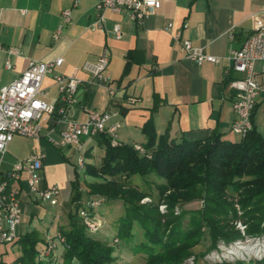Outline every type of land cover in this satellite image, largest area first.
Segmentation results:
<instances>
[{
	"label": "crops",
	"instance_id": "0c3cea01",
	"mask_svg": "<svg viewBox=\"0 0 264 264\" xmlns=\"http://www.w3.org/2000/svg\"><path fill=\"white\" fill-rule=\"evenodd\" d=\"M98 1L77 0L73 6V0H0V46L3 49L0 50V87L23 73L30 61H51L60 57L62 66L55 68L42 84L46 96L41 99L53 105L58 98L54 78L71 75L84 63H95L106 51L109 60L104 76L115 90V96L110 97L105 87L91 84V76L79 71L77 77L84 84L78 89L79 104L72 111L78 121L86 119L83 108L110 113L108 124H119L118 141L130 146L145 144L141 129L149 119L157 136L169 130V137L174 140L205 139L212 132H218L226 141L240 140L231 132L235 118L233 93L226 84L239 75L231 70L227 57L231 50L241 48L252 34L253 17L264 8V0H160L157 12L141 24L132 22L128 13L123 11L120 14L105 12L100 25L96 24L95 4ZM67 9L71 11L70 24L55 40L54 34L62 23L61 13ZM168 23L173 25L171 31L166 30ZM92 25L97 26L91 29ZM114 25L120 27L119 39L113 33ZM179 29L183 39L202 47L220 62L198 66L187 60L180 43L173 38ZM8 50H15L17 54L9 55ZM7 61L11 64L9 69L5 67ZM257 64L259 69H256ZM255 71L257 81L264 85L259 62ZM128 99L135 102L131 104ZM262 112L264 94L257 97L253 115V125L261 134ZM63 128V122L49 117L42 125L36 151L31 154L44 153L41 148L43 139L49 144L48 139L59 141ZM82 145L85 163L98 165L104 152L95 153L99 148L96 139L84 138ZM58 150L66 162H69L67 153L76 155L71 148ZM45 162L46 155L43 168L47 167ZM58 167V179L42 173L41 188L56 185L61 192L67 175L64 165L58 164ZM12 168L13 165L3 170L8 172ZM22 189L20 206L22 202H41L29 195L23 184ZM94 213L101 216L95 219L106 226L107 232L117 228L118 219L106 218L98 209ZM52 236H46L45 242ZM97 237L107 239L99 234Z\"/></svg>",
	"mask_w": 264,
	"mask_h": 264
},
{
	"label": "trees",
	"instance_id": "16d2710c",
	"mask_svg": "<svg viewBox=\"0 0 264 264\" xmlns=\"http://www.w3.org/2000/svg\"><path fill=\"white\" fill-rule=\"evenodd\" d=\"M255 110L256 106L252 129L238 142L223 140L218 132L194 141L171 139L169 130L157 136L151 119L141 129L146 138L143 153L135 146H113L104 135L95 137L104 154L99 165L85 163L82 174L93 179L85 183V191L78 168H73L68 226L58 229L64 238L58 252L61 262L57 249L46 253L55 235L45 242L33 230L11 243L18 245L19 255L7 259L0 254V264H123L108 241L94 237L84 226L79 210L86 209L95 217L98 207H90L92 202L122 204L118 238L130 244L141 232L142 241L133 248L135 254H142L143 264H183L191 256L194 264H202L218 241L242 238L234 227L236 221L246 225L247 236L264 234V135L253 125ZM135 176H155L157 197L133 185ZM147 197L151 201L141 203ZM84 198L87 207H83ZM196 200L202 201L200 209L175 214L177 206ZM162 204L164 212L159 210ZM206 238L209 245L202 249ZM236 264H264V259Z\"/></svg>",
	"mask_w": 264,
	"mask_h": 264
},
{
	"label": "built area",
	"instance_id": "2783aa9c",
	"mask_svg": "<svg viewBox=\"0 0 264 264\" xmlns=\"http://www.w3.org/2000/svg\"><path fill=\"white\" fill-rule=\"evenodd\" d=\"M76 4L77 0H73V6ZM159 8L160 0H99L95 4L98 13L96 24L102 23L105 12L120 14L123 11L128 13L132 22L141 24L145 19L154 15ZM61 19L62 23L54 34L55 40L59 38L62 29L70 24L71 11L64 10L61 13ZM253 19L252 34L244 41L241 48L231 50L227 57L231 62V70L239 75L228 83V88L233 93L232 108L235 115L231 132L241 138L252 129L251 117L256 106V99L260 94H264V85L257 81L255 71V65L259 62L261 72L264 73V8L257 12ZM96 26L92 25L91 29ZM172 26V23H168L166 30L171 31ZM113 33L117 39L121 38L119 25H114ZM181 34L179 29L175 31L173 38L180 43L187 60L198 66L204 63L218 64L220 62L218 57L207 54L202 47L194 46L190 40L183 39ZM0 50H3L1 46ZM7 53L17 54L15 50H8ZM108 60V54L104 51L95 63H84L71 75L55 77L58 98L53 105L41 99V96H46L42 84L55 68L62 66L63 59L60 57L51 61H30L23 73L7 85L0 87V245L11 244L19 236L20 201L23 195L22 175L26 177V188L29 195L41 202H48L52 206L59 204L60 189L58 186L40 187L44 153L34 152L27 159L15 164L10 171L3 170L7 147L14 136L39 141L43 123L49 117H54L58 122L64 123V128L60 132L59 141L48 140L57 149L71 148L77 155L76 166L80 169H83L85 165L82 150L84 138L104 135L110 139L111 145L120 144L117 135L119 124H108L110 113H97L83 108L86 115L84 121H78L72 115L73 109L79 104L78 89L84 84L77 77L79 71L91 76V84L105 87L110 97L115 96V90L111 88L104 76ZM5 67L7 69L11 67L9 61L5 63ZM128 102L133 104L135 100L128 99ZM135 149L143 153L141 146L137 145ZM89 205L96 207L99 203L92 202ZM79 216L89 233L96 232L101 226L100 222L95 217H91L86 209H80ZM63 243L62 235L59 232L55 233V240L48 243L46 253L54 251L57 245ZM259 249L257 254L264 251L263 248ZM234 257L231 259L236 260L237 257ZM240 257L246 260L242 252H240ZM258 257L260 261L262 256L259 254ZM211 259L214 260V258Z\"/></svg>",
	"mask_w": 264,
	"mask_h": 264
},
{
	"label": "rangeland",
	"instance_id": "374dc122",
	"mask_svg": "<svg viewBox=\"0 0 264 264\" xmlns=\"http://www.w3.org/2000/svg\"><path fill=\"white\" fill-rule=\"evenodd\" d=\"M260 65L257 64L256 69H259ZM260 123L263 125V128L261 130L262 134L264 135V112L261 114ZM236 139H240V136H235ZM37 145V141L32 139H27L22 136H14L13 142H11L8 146L7 153L4 160V169L10 168L12 165L27 159L29 157V154H31L32 151L35 150V146ZM42 150H44V153L46 155V162L45 165L47 167H44L42 169V173H49L52 174L55 179H58L60 172H59V165H64L67 175V181L65 183L64 188L61 189L60 197H59V206L52 207L49 203H25L22 202L20 206L21 211V224L18 227V234L19 236H24L26 233H29L33 230L36 231L37 236L40 240H45L46 236L50 237L51 235H55V230H58L60 227L67 228L68 226V219L67 214L72 209L71 205V188H70V180L74 179V172L73 168L77 167V155H69L67 153L66 157L68 158L69 162L65 160V158L62 156V153L60 150L54 148L49 144L45 139H43L41 144ZM99 151V154H102L103 149L100 150L97 148L95 150V153ZM101 160V159H100ZM99 165V164H98ZM78 168V167H77ZM79 175L78 180L81 184V188L83 191H85V183L91 182L93 179L84 176L82 174L83 169L78 168ZM158 181L155 176H150L147 178H141L139 176H135L132 178V184L136 185L141 189L142 191L151 194L154 198L157 197V190L155 189V183ZM22 184L26 186V177L25 175H22ZM150 198L147 197L141 201V203H148L150 202ZM83 207L88 206V200L84 198L82 200ZM98 211H100V214L106 218H111L112 220H116L120 218L123 215V206L121 203H115V204H104L101 203V205H97ZM202 207V201L196 200L188 203L181 204L176 207L175 214H178L179 212L183 211H191V210H198ZM236 210L238 211L239 215H241V211L239 209L238 205H235ZM159 210L161 212L165 211V205H160ZM101 218V216L95 215V218ZM56 219V220H55ZM55 220V221H54ZM240 223V224H239ZM65 224V225H63ZM101 224V223H100ZM241 225V226H240ZM234 227L236 230H238L242 238L233 240L229 243H225L224 241L220 240L216 243V247L214 250L210 251L204 256L203 263L205 264H222V262H226L229 264H236L237 261H258V256L260 254L261 260L264 259V251L262 250L259 254L254 252H246L243 250H240L241 247H245L248 245H258L259 248H263L264 246V234L258 235V236H247L245 234L246 232V225L242 221H236L234 223ZM106 226L101 224L99 229L92 233V235L96 238L97 235L101 236H107L106 241H108V244L112 246L115 250L114 255L118 258L117 261L119 263L127 264H143L144 258L142 254H135L134 252V245H137L142 241L141 232L137 233L134 237V241L130 244H127L126 241L123 239L118 238V230L117 228L115 230H111V232L106 231ZM59 231V230H58ZM52 236V237H53ZM100 239V238H98ZM102 240V239H101ZM203 247L202 249L208 247L209 245V239L206 238L205 241L202 242ZM40 245L43 246L44 244L40 242ZM59 247V248H58ZM59 250H58V249ZM57 250L60 251L61 247L60 245H57ZM239 248V249H238ZM201 250V249H200ZM260 250V249H259ZM240 252L244 254L246 260L244 258L240 257ZM56 253V258L60 257V253ZM0 254H3L5 258H14L19 255V249L18 245H12V244H4L0 245ZM237 257L235 259H231V257ZM230 258H228V257ZM210 257V259H209ZM234 257V258H235ZM211 258H214L211 259ZM223 258H226L223 260ZM238 259V260H237ZM195 257L191 256L188 259L184 261L183 264H194L195 263ZM213 260V261H212ZM61 262V260H59Z\"/></svg>",
	"mask_w": 264,
	"mask_h": 264
},
{
	"label": "bare ground",
	"instance_id": "6f19581e",
	"mask_svg": "<svg viewBox=\"0 0 264 264\" xmlns=\"http://www.w3.org/2000/svg\"><path fill=\"white\" fill-rule=\"evenodd\" d=\"M264 249V246H263ZM240 250L246 251V252H254V253H258L259 252V247L258 245H248L245 247H241Z\"/></svg>",
	"mask_w": 264,
	"mask_h": 264
}]
</instances>
